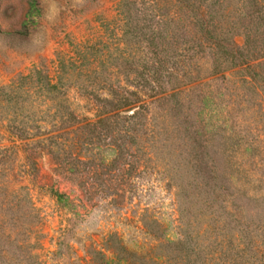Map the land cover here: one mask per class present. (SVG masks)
Segmentation results:
<instances>
[{
	"label": "rangeland",
	"instance_id": "374dc122",
	"mask_svg": "<svg viewBox=\"0 0 264 264\" xmlns=\"http://www.w3.org/2000/svg\"><path fill=\"white\" fill-rule=\"evenodd\" d=\"M120 1L0 0L2 264H264V22H259L260 17L241 20L255 23L247 52L251 62H263L255 67L258 81L242 82L239 67L214 66L207 55L198 58L186 69L192 71L186 86L193 89L160 103L157 116L167 130L166 141L153 149L156 162L149 161L153 151L143 143V151L136 153H146L145 161L136 160L131 152L127 157V151L119 157L103 142L87 143L90 157L71 164V172L65 173L54 166L39 130L32 128L22 139L14 135L13 124L25 121L30 126L31 117L50 119L51 103L33 93L29 100L12 98L2 88L38 66L54 78L58 56L75 54L80 42L103 38L110 43L112 36L106 33H113L119 24ZM127 1L135 3L125 7L133 29L138 26L150 35L151 21L172 20L169 13L153 15L151 0ZM240 2L228 0L225 11H235ZM157 31L164 34V26ZM235 39L238 44L244 41L243 35ZM135 54L138 71L156 60L152 54ZM136 67L118 66L120 73L112 83L129 87L127 82L136 73L126 72ZM171 67L167 65V73H162L158 90L163 95L185 88L178 66ZM170 73L178 74V79ZM140 94L144 98L151 91ZM66 98L80 120L94 119L93 106L75 88ZM37 124L44 132L51 128L46 120ZM65 129L62 125L60 130ZM86 136L66 138L72 144L69 152L87 151ZM164 170L181 187L192 240L167 245L165 239L177 238L173 227L177 213L176 189L166 184ZM55 192L65 194L67 203L57 201ZM149 216L159 220L164 233L156 236L143 225ZM114 231L125 250L112 245ZM133 252L146 260H137Z\"/></svg>",
	"mask_w": 264,
	"mask_h": 264
},
{
	"label": "trees",
	"instance_id": "16d2710c",
	"mask_svg": "<svg viewBox=\"0 0 264 264\" xmlns=\"http://www.w3.org/2000/svg\"><path fill=\"white\" fill-rule=\"evenodd\" d=\"M151 1L153 15L161 11L166 16L169 13L172 18L164 22L151 21L149 27H152L154 33L150 35L143 33L138 26L133 29L125 7L127 4L135 3L121 0L117 9L119 24L113 33H106L112 36L110 43L103 38H99L96 42H80L75 46V54L58 56L54 78L42 66H38L27 74H20L16 82L13 81L2 88L9 97L22 101L29 100L31 93L38 98L44 96L48 98L51 103L50 119L31 117L30 126L24 121L11 127L15 130L14 135L20 139L23 135H29L32 128L39 130V135H42L40 141L46 140V145L50 147L48 151L54 166L59 167L63 172L70 173L71 164L78 165L83 162L84 156L90 157L92 148L88 145L95 146L103 142L114 150L117 156L123 157V153L127 151V157L131 152L139 161H143L146 155L145 153L139 156L136 153L137 150L143 151V148H140L141 143L146 144L151 151L155 148L159 149V144L166 141L164 136L167 130L162 126V119L157 116L160 103L169 98L186 95L193 89L192 86H186L191 82L189 76L192 73L186 69L204 55L210 58V64L214 66L239 67V71L243 72L239 76L242 82L250 81L255 84L254 82L260 78L259 71L255 67L261 66L263 62H251L252 56L247 52L252 42L251 23L254 25L255 23L250 18L247 23L241 20L244 16L254 15L260 17L259 22L260 20L264 22V0H241L235 11H225L224 4L228 0ZM241 13H244L243 18L235 16ZM161 26H164V34L157 31ZM166 27L171 28L172 32L169 33ZM186 34L189 35L188 38H184ZM238 35L244 37V41L240 44L235 39ZM134 49L136 52L152 54L156 60L150 66L141 67V71H138L136 67L138 60ZM157 60H160V63L157 64ZM167 65L172 66L171 70L177 69L175 66H178L184 77L185 88L163 95L158 89L162 88L161 77L163 72L167 73ZM118 66L136 67V70H132V67L126 72L136 73L127 82L129 87L112 83L113 78L120 73ZM170 77L178 79V74L170 73ZM70 88H75L81 96L89 100L94 109V119L83 121L76 116L66 98ZM145 90L151 91L147 98H143V94H140ZM62 111L65 113L64 116L61 115ZM45 120L51 123V128L47 132L37 124L38 121ZM62 125L66 127L63 131L60 130ZM78 134H87L84 140L87 151L81 152L82 150L79 149L80 152H69L72 150V144L66 138ZM113 135L117 137L112 139ZM108 136L110 140L106 141ZM154 154L155 150L153 156L152 152L149 154V161H158ZM164 165L166 166L165 162ZM164 173L166 184L176 189L174 197L177 213L173 224L177 238L165 239L167 245L192 240L191 226L185 220L186 209L184 210L181 203V187L176 184L175 178L168 170H164ZM55 197L60 202L68 201V197L63 193L55 192ZM143 220V225L150 226V231L156 233V236L164 233L162 230L165 228L156 217L149 216L148 219ZM2 225L3 223L0 222V236L3 231ZM111 234L114 236L113 238L110 236V240L114 242L112 245L125 250V247L119 245L120 235L116 231ZM133 255L137 260H146L144 255L136 252H133ZM2 263L0 260V264Z\"/></svg>",
	"mask_w": 264,
	"mask_h": 264
}]
</instances>
